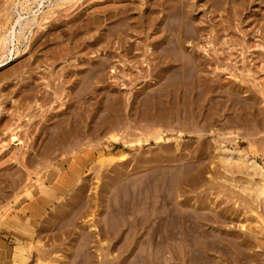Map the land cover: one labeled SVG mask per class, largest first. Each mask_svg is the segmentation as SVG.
<instances>
[{"label": "rangeland", "instance_id": "rangeland-1", "mask_svg": "<svg viewBox=\"0 0 264 264\" xmlns=\"http://www.w3.org/2000/svg\"><path fill=\"white\" fill-rule=\"evenodd\" d=\"M12 1L0 0V34ZM161 1L19 10L38 15L14 42L26 52L0 67V264L17 246L21 264H119L121 238L158 215L204 234L186 264H264V191L243 189L264 186V0H184L180 51L175 20L162 43L155 31ZM182 56L200 62L193 86L171 77ZM215 235L231 243L222 252Z\"/></svg>", "mask_w": 264, "mask_h": 264}, {"label": "bare ground", "instance_id": "bare-ground-1", "mask_svg": "<svg viewBox=\"0 0 264 264\" xmlns=\"http://www.w3.org/2000/svg\"><path fill=\"white\" fill-rule=\"evenodd\" d=\"M17 1V2H16ZM64 1H72V0H55V3L53 4L54 6L58 7L61 5V2L64 3ZM248 1V0H247ZM37 4H42L43 0H37ZM162 6H161V14H157L156 16V22L160 25L165 23V28L163 29H155V31L161 33L160 34V40L162 43V40H165V33L167 30L171 31V28L174 24L172 23L174 20L177 22V30L179 31V40L177 42V46L174 47L172 46V49L175 48L177 51H180L178 47L181 46V42L183 40V31L186 32V25L187 22L185 21L186 12L185 8L187 7V1L184 0H178L177 4L173 5V8L170 7L167 3L166 0H162ZM67 3V2H66ZM244 3V2H243ZM24 4H26L24 6ZM135 4V3H134ZM224 4V3H223ZM227 4V3H226ZM29 5V0H22L20 2L19 0H13L10 4V10H6V18L7 21L9 22V28L5 29V31L0 34V50H2V56L0 57V67L6 65L7 63L11 62L12 60L16 59L23 53L20 52L14 45V42L18 40V38L21 36V34L24 33V30H30L31 26L33 25L32 23L36 21V15L35 13L33 14V18H29L27 16H23V13L21 11H26V12H31L32 10L28 7ZM159 6V5H158ZM53 8V7H52ZM51 8V9H52ZM105 8V7H103ZM214 8V7H212ZM188 9V7H187ZM186 9V10H187ZM216 9V8H215ZM100 10V9H99ZM151 10V9H150ZM193 10V9H192ZM43 11V10H42ZM98 11V10H97ZM120 11V10H119ZM138 11V10H137ZM152 11V10H151ZM154 11V10H153ZM190 12V10H188ZM55 12V10H54ZM54 12L47 11L43 12L41 16V25L43 23H47L50 21L51 18H53ZM158 13V12H157ZM160 13V12H159ZM189 14V13H188ZM27 15V14H26ZM117 15V14H116ZM150 15V14H148ZM235 16V15H234ZM129 17V16H128ZM103 19V18H102ZM111 19V18H110ZM155 19V18H154ZM1 20V19H0ZM52 20V19H51ZM213 20V19H212ZM38 22V21H37ZM49 23V22H48ZM59 23V22H58ZM110 23V22H109ZM148 23V22H147ZM190 23V22H189ZM142 24V23H141ZM199 24V23H198ZM40 25V26H41ZM45 25V24H43ZM42 25V26H43ZM114 25V24H113ZM143 25V24H142ZM193 25V24H192ZM132 26V25H131ZM226 26V25H225ZM45 28V26H43ZM49 26H46V29ZM42 28V30L44 29ZM162 28V27H161ZM45 29V30H46ZM133 29V28H132ZM185 29V30H184ZM220 29V28H219ZM49 31V30H48ZM67 31V30H66ZM126 31V30H125ZM138 31V30H137ZM173 31V30H172ZM27 32V31H26ZM124 32V31H123ZM1 33V32H0ZM49 33V32H47ZM56 33V32H55ZM82 33V32H81ZM118 33V32H117ZM170 33V32H169ZM168 33V35H169ZM174 33V32H173ZM167 34V33H166ZM25 35V34H24ZM49 35V34H48ZM56 35V34H55ZM81 36V35H80ZM104 36V35H103ZM121 36V35H120ZM20 37V38H21ZM169 37V36H168ZM228 37V36H227ZM24 38V37H23ZM43 38V36L41 37ZM110 38V37H109ZM117 38V37H116ZM159 38V36H158ZM126 39V38H125ZM132 39V38H131ZM176 39V38H175ZM159 41L158 39H156ZM98 41V40H97ZM117 41V40H116ZM156 42V41H155ZM154 42V43H155ZM164 42V41H163ZM126 43V42H125ZM28 44V43H27ZM166 44V43H165ZM163 44V45H165ZM232 44V43H231ZM27 46V45H26ZM62 46V45H61ZM155 46V45H154ZM162 46V45H161ZM111 47V46H110ZM153 47V46H152ZM160 47V45H159ZM38 48V47H37ZM182 48V46H181ZM221 48V47H220ZM63 49V48H62ZM93 49V48H92ZM155 49V48H154ZM184 49V48H183ZM28 50V49H26ZM39 51V50H38ZM134 51V50H133ZM212 51V50H211ZM70 52V51H68ZM108 52V51H107ZM152 52V51H151ZM154 52V51H153ZM157 52V51H156ZM78 53V52H77ZM182 53V51H181ZM65 54V53H64ZM88 54V53H87ZM108 54V53H107ZM152 54V53H151ZM158 54V52H157ZM184 54V53H183ZM52 55V54H51ZM79 55V54H78ZM164 55V54H163ZM147 56V55H146ZM159 56V55H158ZM162 56V55H161ZM165 56V55H164ZM160 57V56H159ZM163 57V56H162ZM183 57V63L182 67L179 70H176L173 75L177 77V75H182L184 79L181 80L182 83L180 84H185L186 85V74L187 73V66L188 63H192L193 66L200 65V62L196 63L194 59H186L185 56ZM188 57V56H187ZM197 59V58H196ZM217 59V58H216ZM192 60V61H191ZM146 61V60H145ZM168 61V60H167ZM163 62V61H162ZM167 63V62H166ZM172 63V61H171ZM175 63V62H174ZM202 63V62H201ZM181 66V65H180ZM199 67V66H198ZM197 68V67H196ZM165 71V70H164ZM198 71V70H197ZM192 73V72H191ZM172 74V73H171ZM90 75V74H89ZM190 75V74H189ZM93 76V75H92ZM89 77V76H88ZM194 77V76H193ZM213 77V76H212ZM166 78V77H165ZM180 78V76H179ZM221 78V77H220ZM173 79V78H172ZM177 79V78H176ZM179 80V79H178ZM191 80V79H190ZM197 80V79H196ZM199 80V79H198ZM222 80V79H221ZM185 81V82H184ZM217 81V80H216ZM175 82V79H174ZM177 82V81H176ZM190 82V81H189ZM190 84L193 86L194 81L190 82ZM201 85V84H200ZM218 84H214L216 87ZM182 86V85H181ZM184 86V85H183ZM202 86V85H201ZM197 87V86H196ZM219 87V86H218ZM184 89V88H183ZM188 92V91H187ZM182 94V93H181ZM225 94V93H224ZM30 95V94H29ZM164 95V94H163ZM216 97V96H215ZM79 103V102H78ZM205 106V105H204ZM89 107V106H88ZM234 112V111H233ZM86 113V112H85ZM72 118V117H71ZM68 121V120H67ZM232 123V122H231ZM115 125V124H114ZM209 126V125H208ZM166 128V127H165ZM155 131V130H154ZM210 132V131H209ZM215 132V131H214ZM144 133V132H143ZM16 134V133H15ZM146 134V133H145ZM158 134V133H157ZM219 136V134H218ZM159 138V136H158ZM146 139V138H145ZM157 139V137H156ZM10 140L14 142L16 140V137L12 134L10 137ZM138 141V140H137ZM58 143V142H57ZM53 144V143H52ZM224 145H222L223 147ZM56 147V146H55ZM183 148V147H182ZM223 150H221L222 152ZM234 153H225L222 152V160L224 162H232ZM240 156V159H242V162L247 165L248 167H253L255 169V172L258 174H262L263 170L261 166H258L253 160H250V158L247 157L246 153L241 154L238 152L237 154ZM235 156V155H234ZM106 159H101L99 160V164H102ZM112 161V160H111ZM181 161V160H180ZM225 163V164H226ZM237 164V163H236ZM242 164V163H241ZM104 165V164H103ZM235 165V164H234ZM156 166V165H155ZM180 168V167H179ZM243 168V167H242ZM247 169V168H245ZM249 170V169H248ZM33 171V170H32ZM170 171V170H169ZM40 172V171H39ZM179 173V172H178ZM234 173V172H233ZM264 174V173H263ZM255 175V173H254ZM36 176V175H35ZM259 176V175H258ZM163 179V178H162ZM78 183V182H77ZM236 183V182H235ZM264 183V182H263ZM234 185V184H233ZM208 186V185H207ZM192 187V186H191ZM233 187V186H232ZM220 188V187H219ZM236 188V187H235ZM246 191H249L247 193H254L255 196L259 195V193H262L264 191V186L262 185H251L248 184L243 187ZM112 190V189H111ZM209 190V189H208ZM245 191V192H246ZM172 192V191H171ZM241 192V191H240ZM244 192V190H243ZM169 194V193H168ZM199 194V193H198ZM77 196V194H76ZM253 196V195H252ZM256 199V198H255ZM163 201V200H162ZM237 202V201H236ZM83 204V203H82ZM236 204V203H235ZM169 205V204H168ZM259 205V204H258ZM80 206V205H79ZM84 207V206H83ZM249 208V207H248ZM159 212V211H158ZM162 213V212H161ZM165 214V213H164ZM57 215V214H56ZM258 217V216H257ZM261 217V216H259ZM50 218V217H49ZM141 218V217H140ZM143 218V217H142ZM245 218V217H244ZM221 219V218H220ZM244 220V219H243ZM246 220V219H245ZM261 221V220H260ZM143 223V222H142ZM141 223V224H142ZM76 224V223H75ZM87 224V223H86ZM176 224H180L174 230L176 227ZM7 225V224H6ZM192 225V224H191ZM226 225V224H225ZM264 225V224H263ZM182 226V227H181ZM137 227V226H136ZM118 228V227H117ZM198 228V227H197ZM241 228V227H240ZM263 228V227H262ZM102 230V229H101ZM133 230V229H132ZM191 230V229H190ZM186 230V227L184 224L181 225L179 223L178 218H171V217H165L158 215L154 218H146L145 223L141 225V228L138 230H133L129 233H127L123 239L121 238V245L119 247V254H120V261L119 264H186L188 261H190L194 254L201 253L204 251V245L202 241L200 240L202 235L201 233H196V231H190ZM198 230V229H197ZM264 231V230H263ZM88 232V231H87ZM212 232V231H211ZM72 233V232H71ZM95 234V233H94ZM227 234V233H226ZM263 234V233H262ZM51 235V234H50ZM91 235L90 233L86 234V238L84 242L86 244H89L91 241ZM221 235V234H220ZM230 235V234H229ZM84 236V235H83ZM90 236V237H89ZM235 236V235H234ZM237 237V236H236ZM240 237V236H239ZM69 238V237H68ZM82 238V237H81ZM210 238V237H209ZM216 238V239H215ZM215 241L217 250H222L225 249L223 248V242L230 243V241L225 239L224 237H220L215 235ZM229 238V237H228ZM231 239V238H230ZM118 240V239H117ZM246 240V239H245ZM63 241V240H62ZM214 241V240H213ZM40 242V241H39ZM83 242V243H84ZM18 243V242H17ZM35 243V242H34ZM79 243V242H78ZM82 243V242H81ZM244 243V242H243ZM32 243H30L31 245ZM206 244V243H204ZM211 244H213L211 242ZM231 244V243H230ZM248 244V243H247ZM77 245V244H76ZM81 245V244H80ZM235 245H239L238 243L235 242ZM34 246V245H33ZM72 246V245H71ZM212 246V245H210ZM241 246V245H240ZM244 246V245H243ZM249 246V245H248ZM68 247V246H67ZM229 248V247H228ZM39 249V248H38ZM75 249V248H73ZM20 247H16L15 251L12 255V264H21L22 261H24L25 257L21 252ZM72 251V250H71ZM231 252V251H230ZM234 253V252H233ZM91 254V253H90ZM104 254V253H103ZM92 255V254H91ZM108 256V255H107ZM199 256V255H198ZM10 257V256H9ZM104 258V257H102ZM201 258V257H200ZM236 258V257H235ZM101 259V258H100ZM240 259V258H239ZM173 260L176 262L173 263ZM172 261V262H171ZM235 261V260H234ZM62 262V261H61ZM69 262V261H68ZM44 263V262H42ZM108 264L106 261L104 264ZM40 264V263H39ZM110 264V263H109Z\"/></svg>", "mask_w": 264, "mask_h": 264}]
</instances>
